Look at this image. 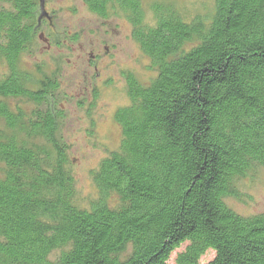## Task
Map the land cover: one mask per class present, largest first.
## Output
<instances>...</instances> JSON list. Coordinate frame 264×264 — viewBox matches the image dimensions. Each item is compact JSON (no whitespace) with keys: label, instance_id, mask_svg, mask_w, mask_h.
<instances>
[{"label":"trees","instance_id":"obj_1","mask_svg":"<svg viewBox=\"0 0 264 264\" xmlns=\"http://www.w3.org/2000/svg\"><path fill=\"white\" fill-rule=\"evenodd\" d=\"M82 1L122 15L157 74L146 86L126 76L120 144L80 207L59 82L31 88L17 66L40 38V0H0V119L24 134L0 130V264H264V212L225 202L237 178L264 169V0H215L192 20L155 2L151 21L141 0ZM12 98L35 107L12 112Z\"/></svg>","mask_w":264,"mask_h":264},{"label":"rangeland","instance_id":"obj_2","mask_svg":"<svg viewBox=\"0 0 264 264\" xmlns=\"http://www.w3.org/2000/svg\"><path fill=\"white\" fill-rule=\"evenodd\" d=\"M214 1L141 0V3L147 21L152 20L149 8L155 2L171 5L183 18L192 20L195 16L209 18L214 12ZM38 11L40 38L30 53L19 57L17 66L29 76L27 85L31 88L38 87L45 77L59 82L56 96L64 119L58 132L68 147V170L74 178L75 190L72 200L89 208L98 196L91 172L120 144L121 131L114 114L129 104L126 76L131 75L146 86L157 71L132 38L131 25L122 15L100 18L82 0H40ZM6 73V66L0 64V79ZM6 102L12 112L18 107L25 112L35 107L24 99ZM6 127L0 119L2 132L24 136L18 129L10 131ZM26 136L28 140L29 135ZM234 183L238 197L226 198L228 207L241 215L264 212L262 167L252 168ZM117 203V197L112 196L109 204Z\"/></svg>","mask_w":264,"mask_h":264}]
</instances>
